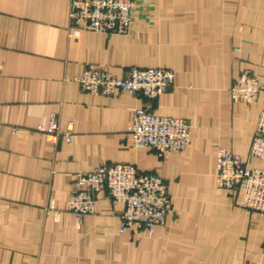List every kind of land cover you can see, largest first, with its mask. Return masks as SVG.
<instances>
[{
  "label": "crops",
  "instance_id": "crops-1",
  "mask_svg": "<svg viewBox=\"0 0 264 264\" xmlns=\"http://www.w3.org/2000/svg\"><path fill=\"white\" fill-rule=\"evenodd\" d=\"M128 34L68 31L67 0H0V264H264V215L221 190L216 149L249 155L264 92L244 106L229 89L243 73L264 86V0H135ZM116 78L128 68L174 73L157 100L81 90L88 67ZM141 107L186 119L191 144L157 155L128 134ZM55 114L69 143L38 132ZM12 128L24 131L16 136ZM125 163L160 177L171 207L148 235L119 232L123 204L96 193L79 222L68 211L74 174Z\"/></svg>",
  "mask_w": 264,
  "mask_h": 264
},
{
  "label": "built area",
  "instance_id": "built-area-1",
  "mask_svg": "<svg viewBox=\"0 0 264 264\" xmlns=\"http://www.w3.org/2000/svg\"><path fill=\"white\" fill-rule=\"evenodd\" d=\"M68 31L77 37L83 29L103 34H128L133 23L135 0H67ZM81 90L101 96L127 92L145 100H157L169 91L174 73L163 68H128L121 78L92 66L86 67L76 79ZM264 92L261 77L251 73L239 75L229 89L234 103L249 106ZM38 132L56 144L59 139L69 143L73 125L61 128L55 114L47 123L36 127ZM24 130L12 128L13 135ZM134 146H145L157 155L183 152L191 144V126L186 119L161 116L145 107L136 109L128 127ZM249 155L264 161V106L261 107ZM76 190L69 196L67 209L79 222L94 211L96 193L106 191L109 198L122 203L119 232L135 229L150 235L161 229L171 207L166 183L151 173L138 171L125 163L102 164L90 171L74 174ZM215 179L221 190H237L241 193L244 210L264 215V169L247 168L240 155L217 146Z\"/></svg>",
  "mask_w": 264,
  "mask_h": 264
}]
</instances>
